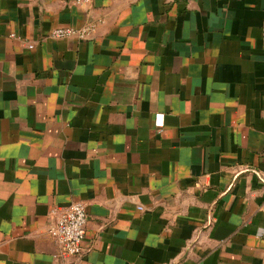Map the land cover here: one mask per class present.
<instances>
[{
	"label": "crops",
	"instance_id": "0c3cea01",
	"mask_svg": "<svg viewBox=\"0 0 264 264\" xmlns=\"http://www.w3.org/2000/svg\"><path fill=\"white\" fill-rule=\"evenodd\" d=\"M76 202L79 264H264V0H0V264Z\"/></svg>",
	"mask_w": 264,
	"mask_h": 264
},
{
	"label": "built area",
	"instance_id": "2783aa9c",
	"mask_svg": "<svg viewBox=\"0 0 264 264\" xmlns=\"http://www.w3.org/2000/svg\"><path fill=\"white\" fill-rule=\"evenodd\" d=\"M90 2V0H76L77 4ZM96 30L95 24H89L80 28L57 27L50 33V38L60 40L75 38L87 40ZM15 37V35H12ZM29 49L34 45L29 44ZM164 124V115L156 116V125ZM142 210V208H139ZM55 214V222L50 233L59 246V253L55 258H61L63 264H79L82 255V244L86 235L87 211L84 202L73 203L70 207Z\"/></svg>",
	"mask_w": 264,
	"mask_h": 264
}]
</instances>
